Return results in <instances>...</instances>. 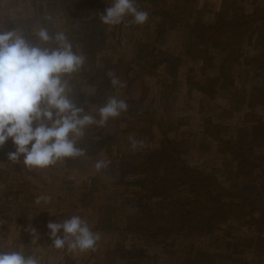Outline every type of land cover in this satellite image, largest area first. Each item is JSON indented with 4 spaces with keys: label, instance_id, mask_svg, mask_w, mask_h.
Segmentation results:
<instances>
[{
    "label": "rangeland",
    "instance_id": "rangeland-1",
    "mask_svg": "<svg viewBox=\"0 0 264 264\" xmlns=\"http://www.w3.org/2000/svg\"><path fill=\"white\" fill-rule=\"evenodd\" d=\"M109 2L0 0L9 28L47 23L89 58L72 85L91 104L129 105L86 130L82 157L30 171L0 154V245L54 264H264V212L237 208L264 191V0H145L146 23L116 26L99 20ZM109 71L127 87L113 89ZM101 158L111 164L97 172ZM181 166L207 189L182 181ZM40 194L51 202L36 205ZM74 214L99 233L95 250L49 248L47 223Z\"/></svg>",
    "mask_w": 264,
    "mask_h": 264
},
{
    "label": "clouds",
    "instance_id": "clouds-1",
    "mask_svg": "<svg viewBox=\"0 0 264 264\" xmlns=\"http://www.w3.org/2000/svg\"><path fill=\"white\" fill-rule=\"evenodd\" d=\"M130 17L129 24L143 25L149 13L138 7L136 0H110L99 20L108 26L120 25ZM51 21V17H46ZM0 21V149L9 140L15 151L7 154L9 160L19 161L28 170H44L76 159L86 154L81 141L90 127H105L110 120L128 111L125 99L108 95L104 103L96 106L85 94L83 104L78 103L79 93L72 85V78L80 73L86 56L74 49L63 30L50 31L47 23L30 27ZM113 89L127 87L114 71L108 72ZM91 106V107H90ZM92 108H95L93 111ZM136 150L144 142L130 137ZM110 160L97 159V172L107 169ZM49 194H40L35 204H49ZM51 214V213H50ZM52 241L49 248L68 252L94 251L101 237L80 215H71L58 222L47 223ZM31 243H38L40 234L29 225ZM0 264H54L49 257L42 260L36 253L22 247L0 245Z\"/></svg>",
    "mask_w": 264,
    "mask_h": 264
},
{
    "label": "trees",
    "instance_id": "trees-1",
    "mask_svg": "<svg viewBox=\"0 0 264 264\" xmlns=\"http://www.w3.org/2000/svg\"><path fill=\"white\" fill-rule=\"evenodd\" d=\"M136 2L139 3H143L145 2V0H136ZM138 5V4H137ZM222 15V14H221ZM221 15H219V17L221 19H224V17H221ZM224 22V21H223ZM222 22V23H223ZM220 24V23H218ZM222 32L220 31V29H218L217 31H214L212 36L216 37V45L220 44V40H219V35ZM90 40L93 42V39L90 38ZM87 57L89 54H86ZM89 58H86V60ZM86 67V65L84 66ZM90 66L88 65V68ZM88 74V73H86ZM5 148L3 150H0V154H4V153H9L11 150L14 149V145L12 144L11 140H9V142H7V144L4 146ZM5 149H8L7 151ZM200 176H193L191 174V172L189 170H187L185 167L180 168V175L179 178L182 181L188 182L194 186L197 187V189L202 190V189H207V179H201L199 178ZM210 194V198L208 199V201L210 200H216L215 195L213 194V192H209ZM208 203V202H207ZM264 205V191H262L261 193H256L254 196L252 197H248L246 199H244L242 201V203L237 206V208H239V211H241L242 214H254V213H258L261 214L264 211L261 209V206ZM212 208H210L211 211ZM188 213H184V216H186V220L188 219Z\"/></svg>",
    "mask_w": 264,
    "mask_h": 264
}]
</instances>
